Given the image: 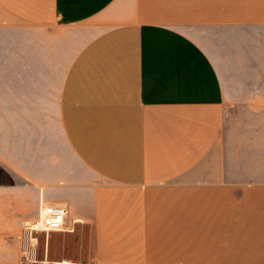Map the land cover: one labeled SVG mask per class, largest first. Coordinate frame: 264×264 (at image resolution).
<instances>
[{
  "label": "crops",
  "instance_id": "crops-1",
  "mask_svg": "<svg viewBox=\"0 0 264 264\" xmlns=\"http://www.w3.org/2000/svg\"><path fill=\"white\" fill-rule=\"evenodd\" d=\"M42 204L85 260L23 258ZM0 264H264V0H0Z\"/></svg>",
  "mask_w": 264,
  "mask_h": 264
},
{
  "label": "rangeland",
  "instance_id": "rangeland-1",
  "mask_svg": "<svg viewBox=\"0 0 264 264\" xmlns=\"http://www.w3.org/2000/svg\"><path fill=\"white\" fill-rule=\"evenodd\" d=\"M38 36L44 40L41 34L38 33ZM71 41H74V39L67 32H51L47 30V47L53 48V57L57 61H66L65 50L60 53L62 51L60 47L73 45ZM46 205L51 206V204ZM67 217L68 215H66L65 230L39 234L37 262H45L47 258L50 260L71 259L78 262L86 259L89 229L82 222L75 223L76 227L69 226Z\"/></svg>",
  "mask_w": 264,
  "mask_h": 264
},
{
  "label": "built area",
  "instance_id": "built-area-1",
  "mask_svg": "<svg viewBox=\"0 0 264 264\" xmlns=\"http://www.w3.org/2000/svg\"><path fill=\"white\" fill-rule=\"evenodd\" d=\"M66 215L67 209L63 206L42 204L38 217L22 222L20 241L25 260L37 262L39 234L65 230Z\"/></svg>",
  "mask_w": 264,
  "mask_h": 264
}]
</instances>
